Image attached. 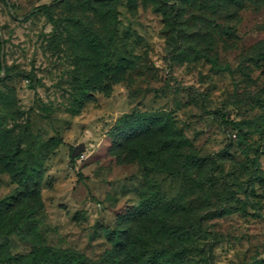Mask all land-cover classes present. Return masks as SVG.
<instances>
[{
    "label": "rangeland",
    "instance_id": "1",
    "mask_svg": "<svg viewBox=\"0 0 264 264\" xmlns=\"http://www.w3.org/2000/svg\"><path fill=\"white\" fill-rule=\"evenodd\" d=\"M114 4L109 60L91 35L107 38L106 3L0 0V121L62 141L44 164L34 236L10 235V254L43 244L96 259L116 215L157 190L202 219L208 234L182 243L210 249L213 264L264 260V0ZM123 115L148 129L137 155L110 140ZM165 115L185 145L156 156ZM16 191L0 174V200Z\"/></svg>",
    "mask_w": 264,
    "mask_h": 264
},
{
    "label": "trees",
    "instance_id": "2",
    "mask_svg": "<svg viewBox=\"0 0 264 264\" xmlns=\"http://www.w3.org/2000/svg\"><path fill=\"white\" fill-rule=\"evenodd\" d=\"M87 1L106 3L109 7L104 25L107 38H100L97 33L91 35L100 40L104 59L110 60L117 41V10L114 4L117 0ZM40 10L50 16L45 11L47 7ZM50 20L54 22L51 16ZM20 76L31 82L29 75ZM0 98L3 102L8 100L3 94ZM10 110L11 114H18ZM159 117L155 116V119ZM163 117L164 121L153 133L160 148L156 156L163 153L161 150L171 152V155L180 154L185 140L170 128L169 115ZM142 126L144 123L134 120L132 115H123L111 129L110 140L118 147L127 145V149L137 155L135 140L139 139L142 130H148L142 129ZM61 144L60 139L43 140L32 134L28 121L12 126L0 121V174H7L17 187L14 194L0 200V264H213L210 249L204 251L182 243L195 231L208 234L202 227V219H194L191 213L178 208L172 200H164L157 190L145 192L139 206L129 213L116 215V228L106 235L111 249L96 259L73 249L43 244H33L26 255L12 256L9 251L10 235L16 234L23 240L34 236L35 225L43 212L40 184L44 177V164ZM197 257L198 260H195ZM251 264H264V260L254 259Z\"/></svg>",
    "mask_w": 264,
    "mask_h": 264
}]
</instances>
